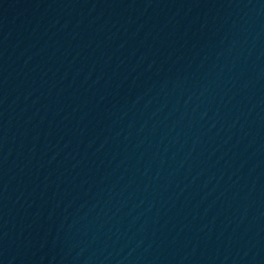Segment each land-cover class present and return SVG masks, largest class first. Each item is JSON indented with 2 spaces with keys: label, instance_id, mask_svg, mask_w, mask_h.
Segmentation results:
<instances>
[{
  "label": "water",
  "instance_id": "1",
  "mask_svg": "<svg viewBox=\"0 0 264 264\" xmlns=\"http://www.w3.org/2000/svg\"><path fill=\"white\" fill-rule=\"evenodd\" d=\"M0 264H264V0H0Z\"/></svg>",
  "mask_w": 264,
  "mask_h": 264
}]
</instances>
